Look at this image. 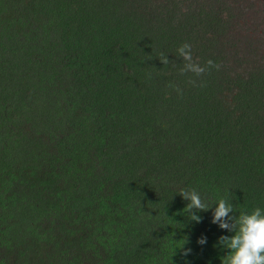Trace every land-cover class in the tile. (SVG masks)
<instances>
[{"label":"trees","instance_id":"obj_1","mask_svg":"<svg viewBox=\"0 0 264 264\" xmlns=\"http://www.w3.org/2000/svg\"><path fill=\"white\" fill-rule=\"evenodd\" d=\"M213 4L0 0V243H15L8 229L41 228L0 248V264L8 248L35 263L47 244L117 264H220L218 238L233 233L211 223L219 199L237 218L264 211V70L179 74L184 43L201 66L216 63L228 14ZM182 188L212 207L201 223Z\"/></svg>","mask_w":264,"mask_h":264},{"label":"rangeland","instance_id":"obj_2","mask_svg":"<svg viewBox=\"0 0 264 264\" xmlns=\"http://www.w3.org/2000/svg\"><path fill=\"white\" fill-rule=\"evenodd\" d=\"M187 2L188 0H185V3ZM210 2H214L213 6L216 9L223 4V10L221 9L223 17H226V13L228 14L227 19L224 20L225 24L216 28L218 33L211 45V47H214L212 49L213 59L221 65L222 71H225L234 79L237 75H247L253 70H264V0H210ZM192 55L193 60L198 63L199 60H197L195 54L192 53ZM229 98H232V96H229ZM217 100L223 105L227 103L224 97L217 98ZM262 106L261 113L264 116V100ZM43 223V228L50 231L53 229V227L45 224V221ZM40 229L25 227L21 231L18 227L16 230L13 229V232L12 229H8L9 232L16 234V239L9 240L17 243L16 241L21 239H29L32 242L39 234ZM4 237L6 238L5 234ZM81 242H79V245H82ZM138 243L139 239L135 240V245ZM14 244L11 242L8 244L0 243V248L13 247ZM121 247L120 251H123V254L125 253L124 250L129 249L128 245H122ZM58 249V247L54 248L50 244L45 245L40 250V260L34 263L30 253L29 255L27 253L19 256L22 248L18 250L8 248L7 252L10 254L7 255L5 252L4 259H8L7 264H46L47 262L49 264H71L70 257L76 258L77 256L83 264H117L115 262L116 254L109 259H105V256L100 255L97 251L90 253L88 256L87 248L71 245L69 251L63 250L69 254L68 256L60 253ZM62 254L64 256L57 258Z\"/></svg>","mask_w":264,"mask_h":264},{"label":"clouds","instance_id":"obj_3","mask_svg":"<svg viewBox=\"0 0 264 264\" xmlns=\"http://www.w3.org/2000/svg\"><path fill=\"white\" fill-rule=\"evenodd\" d=\"M177 56L184 63L180 68V75L192 73L199 78L212 69L219 71L221 65L212 60H208L204 66L193 60L192 46L189 43H184L176 50ZM164 53H160L158 60L164 66L172 64ZM146 60H151L152 56H145ZM194 86L195 80H190ZM169 87H174V90L182 95L181 90L171 84ZM183 200L188 201L184 211L189 214V220L199 224L202 222V217L198 212H204L212 207L201 198L199 192L195 189H181L179 194ZM233 213V205L225 198L219 199L218 203L212 212L211 223L218 225L219 229L225 230L233 235L220 236L218 238V246L227 250V254L221 258L220 264H264V211L260 208H255L251 214L241 213L239 217L230 215ZM185 243V242H184ZM207 243V237L201 236L197 240V244L204 246ZM192 253L191 248H183L181 255L184 257Z\"/></svg>","mask_w":264,"mask_h":264}]
</instances>
